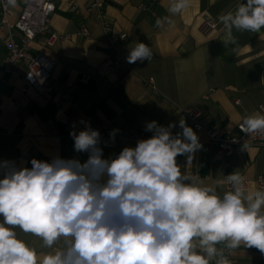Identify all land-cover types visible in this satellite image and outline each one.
Listing matches in <instances>:
<instances>
[{
	"label": "crops",
	"instance_id": "crops-1",
	"mask_svg": "<svg viewBox=\"0 0 264 264\" xmlns=\"http://www.w3.org/2000/svg\"><path fill=\"white\" fill-rule=\"evenodd\" d=\"M24 1L17 0L13 17ZM93 1L57 0L50 21L51 29L61 35L82 29L88 31L87 35L59 38L49 46L47 37L42 36L30 44L32 54L43 52L55 62L52 93L42 95L28 89L27 99L23 100L22 69L2 85L0 161L30 168L33 158L50 162L58 155L83 163L88 153H77L70 136L71 131L78 134L84 129L82 120L100 132L99 146L104 158H109L124 147H135L138 140L131 139L135 134L144 133L146 139L150 138L152 133L145 131L148 122L156 121L165 127L175 123L173 134L182 131L181 109L197 107L203 125L228 134H236V125L243 123L246 116L261 114L264 28L259 32L234 29L236 44L226 43L218 19L229 11L235 12L237 5L246 0H191L190 6L177 15L168 12L170 0H97L100 8L93 6ZM99 11L101 17L97 16ZM203 17L217 23L209 34L198 28ZM157 19L162 20L161 27H157ZM102 21L127 34L118 46L125 59L129 49L139 42L150 47L152 59L132 63L130 68L110 70L115 51L106 45ZM5 33L0 28V59L5 55ZM150 79L154 88L146 84ZM64 93H70L72 100L62 104L60 95ZM237 99L239 103L235 102ZM103 124H109L111 132L118 130L114 139L111 132L104 133ZM186 124L191 127L188 121ZM193 131L202 148L195 152L191 165L186 156L177 157L184 174L216 186L219 195L230 190L217 181H224L225 176L234 172L248 180L264 177V145L250 146L248 151L240 147L230 156L216 157V146L202 131ZM246 190L264 189L252 184ZM17 232L38 252L47 251L37 237L25 235L19 229ZM232 255L234 264H264V254L255 247L241 245Z\"/></svg>",
	"mask_w": 264,
	"mask_h": 264
},
{
	"label": "clouds",
	"instance_id": "clouds-1",
	"mask_svg": "<svg viewBox=\"0 0 264 264\" xmlns=\"http://www.w3.org/2000/svg\"><path fill=\"white\" fill-rule=\"evenodd\" d=\"M190 3L170 0L168 12L180 14ZM7 5L16 7L17 0ZM218 19L225 42L236 44L234 29L264 28V0L241 2ZM162 23L157 19V27ZM152 55L139 42L126 59L132 64ZM81 123L84 129L70 136L77 153H88L83 163L58 155L50 162L33 158L30 168L0 161V264H231L225 253L241 245L264 254V190H246L245 178L234 172L217 181L231 186L219 195L216 186L184 174L177 157L191 165L202 145L183 118L175 134V123L148 122L150 138L109 158L100 132ZM240 129L264 133V115L246 116ZM249 147L244 142L241 150ZM17 229L47 251L38 252Z\"/></svg>",
	"mask_w": 264,
	"mask_h": 264
},
{
	"label": "built area",
	"instance_id": "built-area-1",
	"mask_svg": "<svg viewBox=\"0 0 264 264\" xmlns=\"http://www.w3.org/2000/svg\"><path fill=\"white\" fill-rule=\"evenodd\" d=\"M57 0H25L19 12L13 17V8L7 5V0H0V28L6 30L2 39L5 55L0 59V98L1 87L8 82V77L22 69V87L20 89L22 99L26 100V92L33 89L38 94L47 95L53 92L51 74L55 65L54 60L43 52L32 54L30 44L37 38L46 36V45H51L59 38L77 37L87 35L88 31L82 29L70 35H61L53 31L50 27L51 16L55 10ZM93 6L100 8L101 3L94 0ZM141 9H147L146 6H140ZM101 17V12L97 14ZM102 27L107 35L106 45L109 49L115 51L109 69L130 68L131 64L119 53L118 46L125 41L127 34L113 29L107 21H102ZM217 27V23L209 18H202L198 24L199 30L203 34H209ZM153 87L151 79L146 83ZM72 96L70 93L60 95V103L70 102ZM239 103L237 99L235 101ZM259 110L264 115V105L259 106ZM179 115L189 122L191 127L197 131H202L208 139L216 146V157L230 156L237 148L242 147L246 142L250 146L259 147L264 145V133H252L250 135L241 131L242 123L236 125V134L222 133L219 129L209 128L200 122L201 111L197 107L181 109ZM104 133L111 132L109 124H103ZM144 133H138L131 137L133 140L146 139ZM193 176V175H191ZM227 190H231L228 183H223ZM252 184L258 188L264 189V177H257L254 180L245 179V187L248 189ZM231 264L235 259L232 253L229 255Z\"/></svg>",
	"mask_w": 264,
	"mask_h": 264
}]
</instances>
